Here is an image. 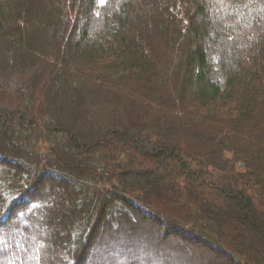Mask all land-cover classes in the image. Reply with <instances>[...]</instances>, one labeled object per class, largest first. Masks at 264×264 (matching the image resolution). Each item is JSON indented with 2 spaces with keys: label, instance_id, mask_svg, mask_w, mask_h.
<instances>
[{
  "label": "trees",
  "instance_id": "16d2710c",
  "mask_svg": "<svg viewBox=\"0 0 264 264\" xmlns=\"http://www.w3.org/2000/svg\"><path fill=\"white\" fill-rule=\"evenodd\" d=\"M0 264H264V0H0Z\"/></svg>",
  "mask_w": 264,
  "mask_h": 264
},
{
  "label": "snow or ice",
  "instance_id": "6c2138e0",
  "mask_svg": "<svg viewBox=\"0 0 264 264\" xmlns=\"http://www.w3.org/2000/svg\"><path fill=\"white\" fill-rule=\"evenodd\" d=\"M99 2H100L101 4H103V3H105V0H99Z\"/></svg>",
  "mask_w": 264,
  "mask_h": 264
}]
</instances>
